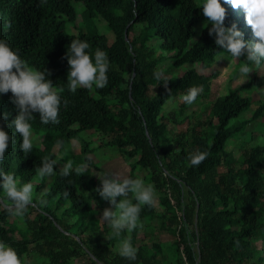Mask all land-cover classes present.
I'll use <instances>...</instances> for the list:
<instances>
[{
  "label": "trees",
  "instance_id": "trees-1",
  "mask_svg": "<svg viewBox=\"0 0 264 264\" xmlns=\"http://www.w3.org/2000/svg\"><path fill=\"white\" fill-rule=\"evenodd\" d=\"M221 3L226 25L235 22L245 39H259L242 8L228 0ZM78 15L84 23L102 18L112 37L99 32L96 24L86 29L81 19L77 22ZM206 19L196 0H180L178 7L174 0H0V39L19 49L29 65L48 71L68 101L60 106L59 123L44 124L34 113L32 129L43 139L25 153L22 136L11 125L17 114L12 93L0 94V125L10 136L0 168L34 185L25 216L10 221L0 208V240L17 250L23 264H264V142L245 130L264 115V101L251 116L238 119L251 106L242 91L264 85V73L213 95L212 79L220 72L202 75L192 67H209L225 52L209 33L211 22L205 26ZM73 38L87 40L93 56L98 48L107 52L106 86L69 90L66 54ZM152 39L157 47L148 44ZM233 58L238 64L246 62ZM168 59V67H162ZM182 66V74L175 73ZM159 67L169 73L166 83L154 77ZM238 73L236 66L234 77ZM192 86L202 91L188 105L181 97ZM169 99L179 105L171 122H187L174 134L163 116ZM89 130L102 134L101 146L132 159L128 175H149L145 182L160 192L157 205L142 207L143 228L123 234L138 249L135 260L119 254L118 238L96 216L105 199L98 192L101 181L75 172L83 162L106 172L89 156L91 141L80 140L78 155L68 158L71 139ZM55 145L61 157L53 152ZM201 150L208 153L206 158L190 166L189 153ZM46 157L57 161L56 172L41 178L37 167ZM68 161L73 171L62 176L60 169ZM0 197L7 199L2 189ZM161 231L171 236L168 244L160 240Z\"/></svg>",
  "mask_w": 264,
  "mask_h": 264
},
{
  "label": "clouds",
  "instance_id": "clouds-1",
  "mask_svg": "<svg viewBox=\"0 0 264 264\" xmlns=\"http://www.w3.org/2000/svg\"><path fill=\"white\" fill-rule=\"evenodd\" d=\"M228 3L233 7L242 8L246 22L251 26L254 35L259 38L258 40L245 39L242 30L235 22L231 25L225 24L226 7L221 0H199L198 5H202V12L207 18L205 26L211 22L209 33L214 35L216 44L225 50L221 57L246 59V62L240 65L239 73L247 79L253 69L258 71L260 67H264V0H228ZM89 48V42L79 38H73L68 46L66 55L70 68L67 80L68 88L72 92H76L81 87L90 90L94 87L102 88L108 83L110 61L107 52L98 48L93 56L88 51ZM154 77L165 83L169 80L162 67L154 70ZM9 90L12 93L10 99L17 110L11 125L22 136L20 148L28 153L32 150L36 139L31 124L34 113H39V119L44 124L59 123L60 106L62 103L66 105L68 101L62 99L60 91L54 87L48 71L29 65L20 55L19 49L14 48L7 40L0 39V94ZM201 91L199 86H192L181 99L186 104L192 105ZM4 115L6 119V114ZM9 139L8 130L0 125V161L5 157ZM207 154L202 150L189 153V165H199ZM56 164V160L46 157L42 165L37 167V175L41 178L53 176L56 172ZM72 171L73 163L68 161L60 169V174L69 176ZM85 171H90L87 162L75 167V172L78 174ZM97 175L101 179L99 194L115 206L104 208L99 219L108 225L112 236L118 238L119 254L135 260L138 249L131 237H124L123 234L125 231L131 233L137 228H143L141 210L144 205H156V188L153 184L146 183L139 175H114L108 172ZM0 189L7 197V199L0 197V208L13 217L25 216L29 205L33 203L34 185L31 182L22 183L17 180L14 173L0 168ZM129 193L132 195L129 196ZM63 195L68 197L69 191L65 190ZM0 264H23L17 250L3 240H0Z\"/></svg>",
  "mask_w": 264,
  "mask_h": 264
},
{
  "label": "rangeland",
  "instance_id": "rangeland-1",
  "mask_svg": "<svg viewBox=\"0 0 264 264\" xmlns=\"http://www.w3.org/2000/svg\"><path fill=\"white\" fill-rule=\"evenodd\" d=\"M180 0H174V5L175 7H178V3ZM197 3H199V0H196ZM80 16H77V22L80 21ZM95 22V23H94ZM81 25H83L86 29L90 27V25H95L98 29L99 32L107 34L109 37H112V34L110 30H108L106 22L102 18H97L94 21H90V23H84L81 21L79 22ZM202 25H199L195 29V36L189 41V45L194 42V40L197 38L200 29ZM67 29L71 32H75L74 27L71 26V23H67ZM150 46L157 47L158 42L155 39H152L148 42ZM225 52L221 53L218 56V59L215 63H213L209 67H203L200 63H195L192 65V67L195 68L198 74L202 75H211L213 72L219 71V76L217 78L212 79L211 83V88H212V94L213 95H218L219 93H225L228 88H233L239 84H243L247 82L251 77L253 76H259L264 73V67H260L257 70L253 69L249 74V78L245 79L244 76H242L240 73L236 77H234L235 69L236 66L237 68L240 67L241 63L238 64L235 62V59L231 56H223ZM221 57V58H220ZM171 62L170 59L165 60L161 63L162 67H168V64ZM237 64V65H236ZM186 66H182L181 68L175 70V73L177 74H182ZM169 76V73L167 74V77ZM245 79V80H244ZM244 80L242 83L241 81ZM264 85L262 86H256V87H251L248 89H244L242 91L243 95L248 96L251 99V106L248 110H245L241 115L239 116V120H242L244 117L251 116L252 111L257 108L258 104L260 101H264ZM92 93V91H91ZM195 107H190V110H194ZM179 110V105L177 100H168L164 103L163 105V116L166 121H168V129L171 131L170 134H174L180 130H183L186 128L187 122H184L182 125H177L171 122V119L173 116L176 114V112ZM263 122V123H262ZM264 115L259 116L256 120H253L249 122L245 130L246 132H251L253 136H256L257 139H259L261 142H264ZM33 136L36 138L34 139L33 145H41L42 142V135L36 134L33 131ZM88 140L91 141V146L94 147L93 152L89 155L93 161L95 162L96 165L100 167L101 170H104L108 173H112L114 175H128L129 174V164L132 162V159L126 158L123 155H116V152L109 148V147H104L101 146L100 143L103 139L101 133H96L95 131H84V132H79L76 138L71 139L70 141V146L67 149V155L68 158L71 157V154L78 155L80 151V140ZM53 152L58 154L59 157H61L59 151H58V145H55L53 147ZM233 152L237 155L238 150L236 147L233 148ZM66 155V154H64ZM59 165H63V162L59 159L58 160ZM90 167V171H85L84 173L88 177H93L96 181H101L100 177L97 175L101 174V171L94 169V167ZM137 174L139 176H142L143 178H148L149 175H146L144 177V173L141 171H137ZM46 188L45 186L39 191V194L45 191ZM157 192V203L158 204V198L160 196V192ZM131 196V194H129ZM103 207H96L97 209V218L100 222V224L103 223L102 220H100V216L102 214V211L106 207H114V205L111 204V202L107 199H103ZM12 219H15V217L11 216L9 220L11 221ZM70 220H73V217L70 218ZM141 236V234H139ZM159 238L160 240L163 241V243L168 244L171 241V236L164 231H161L159 233ZM77 263H82V260H77Z\"/></svg>",
  "mask_w": 264,
  "mask_h": 264
},
{
  "label": "water",
  "instance_id": "water-1",
  "mask_svg": "<svg viewBox=\"0 0 264 264\" xmlns=\"http://www.w3.org/2000/svg\"><path fill=\"white\" fill-rule=\"evenodd\" d=\"M125 39L128 40V39H127V35H126V33H125Z\"/></svg>",
  "mask_w": 264,
  "mask_h": 264
}]
</instances>
